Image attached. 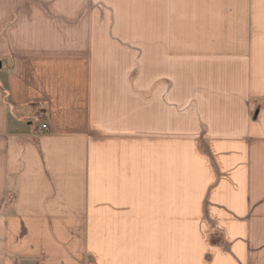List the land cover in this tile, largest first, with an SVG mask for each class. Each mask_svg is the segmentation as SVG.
Segmentation results:
<instances>
[{"label": "crops", "instance_id": "crops-1", "mask_svg": "<svg viewBox=\"0 0 264 264\" xmlns=\"http://www.w3.org/2000/svg\"><path fill=\"white\" fill-rule=\"evenodd\" d=\"M0 264H264V0H0Z\"/></svg>", "mask_w": 264, "mask_h": 264}, {"label": "built area", "instance_id": "built-area-1", "mask_svg": "<svg viewBox=\"0 0 264 264\" xmlns=\"http://www.w3.org/2000/svg\"><path fill=\"white\" fill-rule=\"evenodd\" d=\"M42 114L41 113H37V114H35V119L36 120H41L42 119ZM47 127V125H46V123H41V125H40V130H43V129H45Z\"/></svg>", "mask_w": 264, "mask_h": 264}]
</instances>
